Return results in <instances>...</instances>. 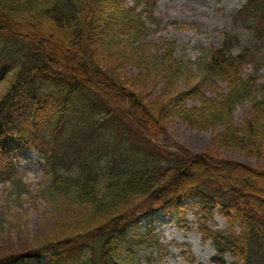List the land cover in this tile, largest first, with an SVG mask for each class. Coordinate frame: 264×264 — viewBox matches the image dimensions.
Segmentation results:
<instances>
[{"label":"trees","instance_id":"obj_1","mask_svg":"<svg viewBox=\"0 0 264 264\" xmlns=\"http://www.w3.org/2000/svg\"><path fill=\"white\" fill-rule=\"evenodd\" d=\"M154 6L155 0H50L48 3L46 0H0V40L21 41L27 45L12 68L11 86L0 101V154L3 155H0V169L5 168L2 166L17 149L15 140L27 138L32 141L30 146L39 148L43 143L38 132L39 121L46 119L52 124L47 143L53 148L49 157L46 154L50 175L55 176V171H59L53 169L56 162L77 160L68 151L81 153L77 173L64 176L61 172V176L66 181H70V176L73 181L84 179L77 183L84 190L85 178L96 180L97 162L108 159L109 183L104 189L108 194L117 189L125 195L147 194L153 199L175 203L184 197L196 196L203 206L202 214H209L218 206L228 221L229 232L210 234L219 254L228 252L233 258L232 264H264V170L219 163L203 154L185 156L181 152L162 151L154 141L162 120L176 115L197 128L225 126L227 130L218 138L219 145L238 146L249 154L261 151L264 94L259 90L264 86H257L255 76L245 70L248 66L251 71L260 68L264 0H248L236 12L252 43L234 53L233 44L239 40L236 35L225 32L218 47L203 51L194 70L199 81L190 86L187 83L184 90H175L181 86L171 91L164 89L181 76L188 80L190 76L183 68L184 62L174 56L173 46L165 44L166 49L153 62L163 73L160 76L165 79V85L154 100H146L125 88L118 75L99 60V54L104 51L98 47V41L103 37L102 43L108 45L106 30L114 27L119 29L116 36L123 45L130 40L140 43L148 29L146 20L153 18ZM138 52H143L140 45L131 47L128 55L134 53L136 57ZM45 84L46 88L42 86ZM219 84L224 87L220 88ZM204 89L215 92L214 97L207 96ZM186 99L196 103L187 106ZM245 99L253 100L250 116L234 127L233 111ZM112 109L133 121L143 140L138 150L133 148L137 158L133 165L126 162L116 165L123 149L132 145L128 141L132 136L125 124L126 135L119 129L113 131L118 127ZM73 110L77 117L69 124V130L66 129L70 133L60 137L57 123ZM113 133L117 137L122 135L121 140ZM113 138L116 142L106 149L103 140L113 141ZM126 142L130 145H125ZM59 149L63 156L58 155ZM160 151L166 157H159ZM122 213L106 219L103 228L108 234L104 250L116 248V230ZM40 252H48L53 257L59 254L54 247L31 254ZM97 257L107 256L97 254Z\"/></svg>","mask_w":264,"mask_h":264},{"label":"rangeland","instance_id":"obj_2","mask_svg":"<svg viewBox=\"0 0 264 264\" xmlns=\"http://www.w3.org/2000/svg\"><path fill=\"white\" fill-rule=\"evenodd\" d=\"M246 1L157 0L154 19L147 21L148 29L140 43L130 40L123 45L116 36L119 29L108 28L106 37L109 38V44L102 43L103 37L98 41V47L104 51L99 54V60L118 75L125 88L146 100H154L162 92L165 79L160 76L163 73L153 66V62L166 49L165 44H171L174 56L184 62L183 68L186 72L188 70L190 76L189 80L181 76L177 82L170 83L164 89L171 91L181 86L175 90H184L187 83L190 86L199 81L194 70L198 67L203 51L219 46L225 31L236 35L239 40L233 44L234 53L252 43L245 25L236 18V12ZM137 45L142 47L143 52H138L136 57L134 53L128 55L130 48ZM26 50L27 45L21 41L6 43L0 40V101L11 86L14 64ZM259 56L260 68L251 71L248 66L245 72L253 74L255 84L261 87L264 86V47ZM42 86L46 88V84ZM219 86L224 87L222 84ZM259 92L264 94V87ZM93 93L96 97V93ZM206 95L214 97L215 92L206 91ZM252 101L245 99L235 106L234 127L249 118ZM194 103V100H185L187 106ZM74 115L75 110L64 115L57 123L62 133L60 137L70 133L66 129L77 117ZM112 115L118 127L113 131L119 129L122 135H126V129L123 130L125 124L132 136L128 140L132 145L123 149L116 165H124L125 162L133 165L137 160L133 148L138 150L143 140L133 121L116 109H112ZM39 124L38 132L42 141H46L50 138L49 128L52 124L46 119H40ZM159 126L154 140L162 151H180L185 156L203 154L219 163L264 170V147L260 152L249 154L238 146L219 145L218 138L227 130L225 126L197 128L176 115L165 117ZM113 135L118 141L122 138V135ZM115 138L113 141L104 139L102 145L105 144L107 149L108 145L116 142ZM127 144L130 145L129 142ZM74 152L67 153L77 160L64 164L56 162L53 169L59 171H55L53 176L49 171L42 170L41 158L30 146L20 144L15 165L8 172L1 169L0 264H218L217 261L220 264H232L231 255L226 251L220 255L214 237L210 236L214 232H229L226 216L218 206L209 214H202L200 210L204 211L203 206H200L201 202L196 196L184 197L175 203L168 199H153L147 194L126 196L117 189L108 194L109 191L104 190L109 183L106 178L108 159L97 162L94 173L96 180L83 177L87 183L82 190L77 183L84 179L73 181V176H70V181H66L61 176V172L64 176L77 173V161L81 160L83 154ZM58 155L63 156L60 151ZM157 155L166 157L161 151ZM121 212L119 231L116 230V248L104 250L103 244L108 234L103 228L106 219L118 216ZM98 228L101 229L100 233ZM48 247L56 248L59 254L54 257L48 252L31 254ZM97 254H106L107 257L98 259Z\"/></svg>","mask_w":264,"mask_h":264},{"label":"bare ground","instance_id":"obj_3","mask_svg":"<svg viewBox=\"0 0 264 264\" xmlns=\"http://www.w3.org/2000/svg\"><path fill=\"white\" fill-rule=\"evenodd\" d=\"M37 139H39V138H37ZM38 141V140H37ZM24 146H30V145H32V141L31 140H29V139H23V140H21L20 141Z\"/></svg>","mask_w":264,"mask_h":264}]
</instances>
